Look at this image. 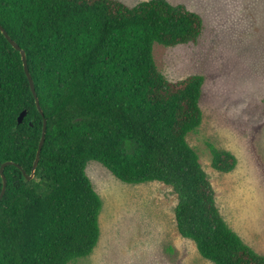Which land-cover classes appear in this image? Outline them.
<instances>
[{"label": "trees", "instance_id": "1", "mask_svg": "<svg viewBox=\"0 0 264 264\" xmlns=\"http://www.w3.org/2000/svg\"><path fill=\"white\" fill-rule=\"evenodd\" d=\"M0 26L27 55L47 121L34 178L4 169L0 264H72L92 254L102 201L86 174L90 161L122 183L171 187L178 233L204 259L264 264L221 217L187 143L202 122L203 77L170 82L153 59L155 43H196L203 31L198 14L166 0L133 7L117 0H0ZM42 129L21 55L0 31V166L13 162L30 175ZM208 149L215 171L235 169L232 153Z\"/></svg>", "mask_w": 264, "mask_h": 264}, {"label": "rangeland", "instance_id": "2", "mask_svg": "<svg viewBox=\"0 0 264 264\" xmlns=\"http://www.w3.org/2000/svg\"><path fill=\"white\" fill-rule=\"evenodd\" d=\"M133 7L149 0H117ZM198 14L196 43L153 45L158 71L170 82L202 76L200 126L187 136L215 191L227 226L264 255V0H166ZM208 144L232 153L235 169L211 167ZM86 174L102 201L100 238L72 264H213L176 227L177 196L161 182L126 184L90 161Z\"/></svg>", "mask_w": 264, "mask_h": 264}, {"label": "water", "instance_id": "3", "mask_svg": "<svg viewBox=\"0 0 264 264\" xmlns=\"http://www.w3.org/2000/svg\"><path fill=\"white\" fill-rule=\"evenodd\" d=\"M0 31L3 34V36L6 38V40L10 43L11 47L15 51H17V52L20 53L21 58H22V62H23V67H24L25 75L27 77V80H28V83H29V86H30L31 93H32L33 98L35 100L37 109H38L39 113L43 117L42 136H41V140H40V143H39V147H38V151H37V154H36L35 162H34V165H33L32 170L30 172V175H27V173H26V171L24 169H22L18 164L13 163V162H6V163H4V164H2L0 166V178H1V181H2V189H1V192H0V201H1L2 198H3V196H4V194H5V192H6V186H7V180H6L5 176H4V169H5V167H7V166H14L17 169H19L21 171L22 176H23V179L25 181H31L34 178L35 171H36V168H37V164H38V161H39L40 152L42 150V146H43L44 139H45V132H46V127H47V121L44 118L43 111H42V109H41V107L39 105V100H38L37 95H36V92H35L34 82L32 80V77H31L30 73H29V70H28V66H27V55H26L25 51L23 49H21L10 38V36L6 33V31L1 26H0ZM25 117H26V112L21 113V115L18 117V124H21L23 122V120H24Z\"/></svg>", "mask_w": 264, "mask_h": 264}]
</instances>
